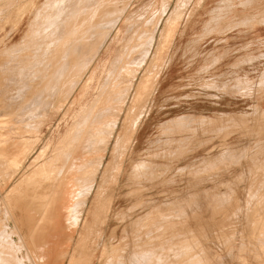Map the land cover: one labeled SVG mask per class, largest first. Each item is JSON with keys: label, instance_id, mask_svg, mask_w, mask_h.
I'll list each match as a JSON object with an SVG mask.
<instances>
[{"label": "rangeland", "instance_id": "rangeland-1", "mask_svg": "<svg viewBox=\"0 0 264 264\" xmlns=\"http://www.w3.org/2000/svg\"><path fill=\"white\" fill-rule=\"evenodd\" d=\"M24 1L0 0V264H44L45 250L53 252L56 264H62L63 258L67 264L69 257L63 254L72 253L68 235L75 236V246L101 180L107 190L102 198L107 196L109 200L101 198L107 201L100 202L105 207L99 209L112 203V212L104 231V224L98 222L99 227L95 223L103 235H96L95 225V232L84 235L90 237L83 238L82 251L98 237L97 241L112 240L123 264H264V0H120L119 9L126 7L122 16L117 17V7L109 18L116 15L118 22L114 19L107 23L103 36L99 35L98 41L94 38L98 45L101 41L104 44L99 47L93 43L94 49L82 55L80 62L69 58L64 42L59 44L55 37L50 41L41 32L46 25L44 15H38L44 13L42 9L48 2L39 0L40 8L34 14L20 18L18 11ZM45 12L51 13L47 8ZM173 17H177L176 31L152 69L154 92L129 117V124L139 123L134 137L114 155L115 141L109 142L95 192L88 197L87 209H83L77 204L85 198L84 188L90 184L91 171L96 169L100 156L84 161L91 167L80 172L86 178L79 184L70 181L61 187V181L56 186L67 146L75 138L83 141L90 134L93 107L100 97L101 105L104 100L108 102L111 92L102 95L116 70V79L121 80L117 92L129 88L130 78L119 67L123 68L133 56L131 45L144 38L142 49H150L137 81L154 60L163 25ZM60 58L68 64L84 62L87 68L80 64L84 70L79 74V68L76 77L74 63L66 75L57 72L64 79L58 85L64 86L59 89L50 79L54 82L50 83L51 88L54 86L51 91L50 84H43L50 82L54 59ZM31 67L45 71L35 70L38 75L31 73ZM133 67L136 70L137 66ZM92 72L94 77L89 80ZM39 77V83L43 78L41 85ZM132 89L125 101L123 97L117 102H124V112L115 137L120 134ZM124 91L120 92L122 96L127 93ZM118 104L115 113L121 107ZM101 105L96 109L100 110ZM69 141L73 143L68 145ZM42 150L44 154L40 155ZM15 154H20L19 170L12 163ZM51 156L55 160L46 172L38 169L40 174L33 176L32 166L43 167ZM105 167L108 172L103 180ZM58 191L62 205L70 203L67 207L73 208L74 218L83 211L81 228L70 229L62 239H57L56 230L43 216V204L53 201ZM100 212L101 219L105 214ZM34 215L37 220L31 221ZM70 216L63 215V219L69 220ZM88 217L91 221L92 216Z\"/></svg>", "mask_w": 264, "mask_h": 264}, {"label": "bare ground", "instance_id": "bare-ground-1", "mask_svg": "<svg viewBox=\"0 0 264 264\" xmlns=\"http://www.w3.org/2000/svg\"><path fill=\"white\" fill-rule=\"evenodd\" d=\"M24 1V0H23ZM39 0H31V1H28V4L23 3L24 5H22V7L20 8V10L18 11L19 12V16L20 18L24 17L26 14H34V11L35 9H38L40 8V6L37 4ZM114 0L113 4L110 2V0H46L44 3H47L48 4L46 6L43 7V12L44 13H41L40 11V14L38 15L39 18H41L40 16L43 14V22H45V25H46V31L43 29L41 30L42 33H44V35L46 37H50L49 40L51 41V37H55V41L56 42H64L63 45L64 47L66 48V54L68 55L69 54V58L71 59H75L77 58L80 62V58L82 55H85V53L87 54V52L89 51L90 48H93V45L94 44H97V42H95L99 37V35H102V31L104 29H107L106 25H108L107 23H109L110 21H114L116 22V15L115 18L113 19H109L110 17H112L113 14H115L117 12V10L119 9V7L122 5H120V0L116 1ZM122 1V0H121ZM125 1V0H124ZM124 3V2H123ZM11 5V4H10ZM41 5V3H40ZM44 4L41 5V7L43 6ZM120 5V6H119ZM39 6V7H38ZM126 6V5H125ZM9 7V6H8ZM118 7V9H117ZM46 8H47V11L48 12H51V13H47L45 12L46 11ZM126 9V7H124ZM166 8V7H165ZM125 9H122V10H118V12L116 13L117 14V17H121L122 16V12L125 10ZM66 10H70L69 14H63L64 11ZM120 12V13H119ZM37 13V12H35ZM46 14V15H45ZM162 14V12L160 13ZM113 16V17H114ZM129 16V15H128ZM37 17V18H38ZM32 18V17H31ZM171 18V17H170ZM19 19V18H18ZM18 21V20H17ZM16 21V22H17ZM28 21V20H27ZM113 21V22H114ZM158 21V20H157ZM156 21V22H157ZM177 21V17H173L172 19H170L167 23H165L163 25V28L161 30V33H160V42L158 44V48L156 50V54L154 56V60L152 61L151 65L145 70V72L139 77V79L136 81L137 79V76H138V70L139 68L141 67L142 63L147 59L148 57V53H149V48L148 50H146V48H144L146 51H144V49H142V43H144V41L140 44V42L144 39H142L138 44L135 42L134 45H131L132 48H131V51H132V54L133 56H130L131 58L129 59V61L127 60L126 63H124V66L123 68H120V72L121 70H125L126 72V76L128 78H130V83H129V88H125L127 89V91H124V89H122L124 91V94L125 92H127L125 95H121L120 92L122 90H118L119 93L117 92V87H118V83L119 81L121 82V80H118L116 79L118 77V73L119 71L117 72V70L108 78V80L110 81V87L106 90V92L102 95V97H104V95H107L108 92L110 91L111 92V95L108 96L109 100H107L108 102H106L104 100L103 102V106L99 103V101H103V99L100 97V100L96 101L93 99V101H95V106L93 107L94 110L92 111L91 115L93 116V120H94V124L90 126V129L88 128V133H90L89 135H85L84 138L85 140L83 141H80L79 139V142L76 141V138H75V142L72 140L73 142L69 141V144L70 145V142L72 145L70 146H67L68 148V151H66L65 153V158H63V160L61 161V165L59 167V173H58V177L57 179H55L58 183H56V186H58V184L62 181V185H60L61 187L64 185V184H67L68 182H72V184H79L80 181H82V179L86 176V174H81L80 172L85 170V168H88V167H91V165H87L84 163V161H86L87 159H91L93 158V156L95 155H99L100 158L99 161H98V164H96V169L95 170H92L91 172H93L90 176H91V180H90V184L84 188L86 189V195H85V198L84 200L82 201V203H78L77 205L79 206L81 204V207L84 209V207L86 208V205L88 203V197L91 196V194H93L95 191L94 189V186H95V183H96V178L98 176V173H99V168H100V165H101V162L105 159V157L107 156V153L106 151L108 150V145H109V142L112 140V141H115V143L113 144V150L111 152L112 155H114L115 153H117V151H119V148L122 146V145H125V144H128L132 138L134 137V134H135V130H136V125H132V124H129V117L131 115V113L133 112V114H135V111L138 107V105L143 101V99H145L146 97H151L154 90L153 88L155 87V79H154V74H153V71L152 69H154V66L157 64L159 58L162 56V53L164 52L167 44L170 42L171 38L173 37L176 29H173L176 25H175V22ZM42 22V21H41ZM118 22V21H117ZM116 22V23H117ZM111 23V22H110ZM173 23V25H172ZM179 22H177L178 24ZM43 24V23H41ZM39 24V25H41ZM115 24V23H114ZM158 24V23H157ZM38 25V24H37ZM110 26L112 25L109 24ZM144 25V24H143ZM153 25V23L151 24ZM179 25V24H178ZM14 26V25H13ZM33 26V25H32ZM42 26V25H41ZM44 26V24H43ZM109 26V29L110 28H113V27H110ZM150 26V25H148ZM157 26V25H156ZM31 27V26H30ZM37 27V26H36ZM40 27V26H39ZM41 28V27H40ZM150 28V27H148ZM32 29V28H30ZM38 30V29H37ZM130 30V29H129ZM34 31V30H33ZM101 31V32H100ZM111 31V30H110ZM108 34H110L109 32ZM146 31V30H145ZM40 32V31H39ZM40 32V33H41ZM148 32V31H147ZM152 32V31H151ZM159 32V31H158ZM101 33V34H99ZM134 33V32H133ZM150 33V32H149ZM154 33V31H153ZM38 34V32H37ZM41 35V34H40ZM41 35V38L45 39L46 37ZM103 36V35H102ZM107 36V34L105 35L104 34V37ZM129 36V35H128ZM151 36V34H150ZM40 37V36H39ZM108 37V36H107ZM106 37V38H107ZM133 37V36H132ZM152 37V36H151ZM33 38V37H32ZM31 38V39H32ZM96 40H95V39ZM104 38V40L106 39ZM142 38V37H141ZM146 38V37H145ZM149 38V37H148ZM29 39V38H28ZM42 39V41H44ZM103 39V38H102ZM27 40V39H26ZM95 40V41H94ZM145 40V39H144ZM30 41V40H29ZM38 41L40 42V39H38ZM98 41V40H97ZM101 41V40H100ZM46 42V41H45ZM104 41H101L100 43L101 44H104L103 43ZM138 42V41H137ZM152 42V41H151ZM94 43V44H93ZM100 43H99V47L100 46ZM150 43V42H149ZM147 43V44H149ZM62 44V43H61ZM92 44V46H91ZM151 44V43H150ZM63 45H60V46H63ZM144 45V44H143ZM48 46L50 47L51 44L48 43ZM145 46V45H144ZM143 46V47H144ZM147 46V45H146ZM47 47V48H49ZM96 47V45H95ZM150 47V46H149ZM64 48V49H65ZM129 48V46H128ZM31 49V48H30ZM94 49V48H93ZM92 49V50H93ZM96 49V48H95ZM101 49V48H100ZM47 49H45L46 51ZM57 50V49H56ZM63 51V48H61L59 50L58 48V51ZM91 50V53L93 52ZM99 50V49H98ZM63 51V52H65ZM62 52V53H63ZM96 52V51H95ZM94 52V53H95ZM124 52V51H123ZM90 53V54H91ZM65 54V53H63ZM62 54V56H63ZM97 54V53H96ZM123 54V53H121ZM130 54V53H129ZM131 54V55H132ZM32 55V54H31ZM46 56V55H45ZM91 57V55H89ZM95 56V54H94ZM68 57V56H66ZM46 58V57H45ZM64 58V57H63ZM93 59L95 57H92ZM118 58V57H116ZM115 58V60H116ZM121 58V57H120ZM129 58V57H128ZM61 59V58H60ZM60 59H54L56 60L55 63V72H52V75L53 77L49 78V80L53 79L54 82H55V85H54V82H50L46 80L47 85L44 83L43 84V78L44 76L46 75H42L41 76L43 77L42 78V83H39V80H40V77L38 78V85L40 84H43V86H48L50 83H53L54 86H57L59 87L60 89V86H64L63 84L62 85H58L59 83V80L60 79H63L60 77V75L57 74V72H63V74H67V70L70 68L69 66L72 65L73 63L75 64V62H73L72 64H68L66 59L59 61ZM71 59L69 61H71ZM84 59V58H82ZM81 59V60H82ZM53 60V59H52ZM53 60V61H54ZM48 61V60H47ZM63 61V62H62ZM93 61V60H92ZM91 60L88 62V60L86 62L88 63H91L92 62ZM46 62V60H45ZM52 62V61H51ZM66 62V63H65ZM82 62V61H81ZM43 63V62H42ZM53 63V62H52ZM53 63V64H54ZM83 64H79L80 66L84 65L83 68H85V65L86 63L82 62ZM87 63V65H88ZM94 63V62H93ZM116 63V61H115ZM47 64V62H46ZM51 64V63H50ZM68 64V65H67ZM52 65V64H51ZM59 65V66H58ZM76 65V67H75ZM73 67L75 68V71L77 69V71L74 73V76L76 77V74H78V69L80 68L78 64H75ZM91 65V64H90ZM137 66L136 67V70H133L132 67L133 66ZM12 66V65H11ZM38 66H41V65H38ZM57 66V68H56ZM49 67V66H48ZM68 67V68H67ZM71 67V68H73ZM32 68V67H31ZM30 68V69H31ZM38 68V67H37ZM37 68L35 70H37ZM44 68H47L44 67ZM50 68H52L50 66ZM87 68V67H86ZM85 68V69H86ZM134 68V67H133ZM16 69V68H14ZM33 72H36L34 70V68H32ZM40 69V68H39ZM38 69V70H39ZM49 69V68H48ZM46 69V70H48ZM37 70V72H38ZM40 70H44L45 69H40ZM51 70V69H50ZM79 70H82L81 68ZM84 70V69H83ZM82 71H79V74ZM31 71V70H30ZM49 71V70H48ZM47 71V77L50 76L48 75L49 72ZM54 71V70H53ZM36 72V73H37ZM43 71H39V73H41ZM73 72V70L71 69L70 73ZM88 72V71H86ZM94 72V71H93ZM92 72V75L91 77L89 78V80H91L93 77H94V73ZM31 73L29 75H31ZM69 73V72H68ZM38 74V73H37ZM51 74V73H50ZM65 74V75H66ZM109 74V73H108ZM107 74V75H108ZM124 74V73H123ZM34 75V74H33ZM39 75V74H38ZM82 75V74H81ZM73 76V77H74ZM78 76V75H77ZM109 76V75H108ZM32 77V76H30ZM28 78V79H31V78ZM45 77V78H47ZM44 78V79H45ZM107 78V76H106ZM75 79V78H74ZM124 79V78H123ZM33 80H36L35 77L34 79H32V82ZM52 80V81H53ZM64 80V79H63ZM107 79H105L106 81ZM30 81V80H29ZM73 81V80H71ZM76 81V80H75ZM135 81L137 82L135 85ZM158 81V80H157ZM31 82V81H30ZM63 82V81H62ZM36 83V81H35ZM106 84V82H104ZM61 84V83H60ZM82 84V83H81ZM124 84V83H123ZM122 84V85H123ZM37 85V86H38ZM76 85V84H75ZM120 85V86H122ZM36 86V85H35ZM43 86H41V88H43ZM54 86H52L53 88H51V84H50V90L52 91V89L54 90ZM108 86V85H107ZM119 86V87H120ZM128 86V85H127ZM30 87V86H29ZM126 87V86H125ZM33 88V87H32ZM39 88V87H38ZM48 88V89H49ZM69 88V87H68ZM66 88V89H68ZM133 88V89H132ZM46 89V88H44ZM58 89V90H59ZM101 89V88H100ZM103 89V88H102ZM132 89V95L130 97V100H129V104L127 106V109L125 110V115L126 116H123L125 119L123 120L122 124H121V127H120V134H118L116 137L114 135V132L115 130L117 129V127L119 126V119L120 117L122 116V113L124 112V102L122 104H118L117 102L121 99V100H124L127 98V95L128 93L131 91ZM43 90V89H42ZM56 91V89H55ZM69 91V90H68ZM58 92V91H56ZM60 92V91H59ZM70 92V91H69ZM68 93V92H67ZM122 93V92H121ZM40 94V93H39ZM59 94V93H57ZM70 94V93H69ZM61 95V94H60ZM65 95V94H64ZM63 96V95H62ZM91 96V95H90ZM99 98V97H98ZM36 99V98H35ZM97 99V98H96ZM107 99V98H106ZM120 100V101H121ZM66 101V100H65ZM101 101V103H102ZM32 102V101H31ZM43 102V101H42ZM99 103V104H98ZM119 105V109H118V112L115 113V110H117L116 106L117 104ZM145 103V102H144ZM33 104V103H31ZM43 104V103H42ZM91 104V103H89ZM102 106V108H100V110L96 109V106L98 105ZM150 104V103H149ZM35 105V104H34ZM54 105V104H53ZM141 105V104H140ZM30 106V105H29ZM59 106V105H58ZM85 106V105H84ZM83 106V107H84ZM88 106V105H86ZM85 106V107H86ZM39 107V106H38ZM46 107V106H45ZM89 107L91 106H88L87 109H89ZM37 108V107H36ZM24 109V108H23ZM43 109V108H42ZM45 109V108H44ZM85 109V108H84ZM86 110V109H85ZM84 110V111H85ZM40 111V110H39ZM42 112V111H41ZM82 112V111H81ZM35 113V112H34ZM78 113V112H77ZM84 113V112H83ZM89 113V112H88ZM40 114V113H39ZM80 115V114H79ZM87 115V114H86ZM31 116V115H30ZM38 116V114L36 115ZM42 116V115H41ZM39 117V116H38ZM77 117V116H76ZM117 117H119L117 119ZM83 118V117H82ZM86 118V117H85ZM78 119V118H77ZM80 120V119H79ZM117 120V121H116ZM110 121V122H109ZM82 123L83 121H78V123ZM116 122V123H115ZM81 123H80V126H81ZM84 125V123H82ZM69 125V124H68ZM139 125V123H138ZM137 125V126H138ZM76 126V125H74ZM78 126V125H77ZM80 126H79V129H80ZM83 128V127H82ZM74 129V128H73ZM72 129V130H73ZM84 129V128H83ZM71 130V129H70ZM71 130V131H72ZM77 131V128L75 129ZM137 130H138V127H137ZM76 131H73L75 135H73L74 137L76 136ZM80 131V130H79ZM82 132V130H81ZM123 132H125V135H121ZM78 133V131H77ZM83 133V132H82ZM80 134V133H78ZM72 136V137H73ZM123 136V137H122ZM80 137V136H79ZM78 138V137H77ZM83 138V137H82ZM67 139V138H66ZM77 142V143H76ZM128 146V145H127ZM46 147V146H45ZM66 147V146H65ZM47 148V147H46ZM45 148V150H46ZM45 150H42L40 152V155H43L44 154V151ZM126 151V150H125ZM54 152V151H53ZM96 153V154H95ZM101 153V154H100ZM16 156H14L13 158V165L15 167L16 170H19V167L17 166V161H19V157H20V154H15ZM55 155V154H53ZM19 159V160H18ZM116 159V158H115ZM55 160V157L54 156H51L49 161L43 166V167H34L32 166L33 168V176H36L37 174H40V172L38 173V169L39 170H42L41 172H46V168H48L49 166L52 165V162ZM60 161V160H59ZM2 162V161H1ZM20 162V161H19ZM137 165V164H135ZM59 166V165H58ZM57 166V167H58ZM135 167V166H134ZM27 169V168H26ZM94 169V168H93ZM138 169V168H137ZM9 170V168H8ZM12 170V169H11ZM90 170V169H89ZM88 171V170H87ZM101 171V170H100ZM13 172V171H12ZM107 168L105 167L104 170H103V177L102 179L104 180L105 178V175H107ZM135 172V171H134ZM15 173V172H14ZM88 173V172H87ZM90 174V173H89ZM57 175V173H56ZM130 175V174H129ZM88 176V175H87ZM134 176V175H133ZM108 177V176H107ZM90 178V177H89ZM109 178V177H108ZM113 179V178H112ZM101 180V179H100ZM106 180V178H105ZM11 180H9L10 182ZM102 182V180H101ZM101 182L99 183V187L98 189L96 190L94 196H93V201H90L91 202V206H89V209H88V214H87V218L85 220V222L83 223V226L81 224V215H80V212L79 214L77 215V217L74 218L73 216V208L71 209L70 207H67V205H70L69 204H66V205H62V202H61V198L59 196V191L57 193V196L55 197V199L51 202H47L45 204H43L45 207V209L43 210L44 212V215L48 221L50 222V224L52 225V228L56 230V237L58 239V237H61L64 238L69 232L70 229H73V231L76 230V228H81L82 226V230L80 231V236L78 237V240L76 241L75 243V246H73L74 244V241L72 238L75 237L73 234H71V236L68 235V243L70 245V247L72 248V253L67 256V254H63L64 257H69V261H67L68 263L67 264H90V262H96L97 264H123V257L122 255H120V253H115V249H114V246L112 244V240L108 239V240H102V241H97L98 240V237H96L97 235V232H99V229H96V225L95 223L97 224L98 222H100V225L104 224L103 229H101L102 231H104L106 228L105 224L108 223L109 221V217L111 215V212H112V203L110 205H108L106 209H103V210H100L99 208L102 207L104 204H102V206H100V202H104L109 200V198H106V197H103V198H106L104 200H101L102 196L103 195V192L105 193V188L103 187L104 186V183L102 182V185H101ZM105 184L107 185L106 181H104ZM115 182V181H114ZM89 183V182H88ZM14 184V183H13ZM47 184V183H46ZM87 184V183H86ZM33 185V184H32ZM53 185H54V182H53ZM52 186V185H51ZM55 186V187H56ZM85 186V185H83ZM98 186V185H97ZM96 186V187H97ZM47 187V186H46ZM54 188V186H53ZM43 189V187H42ZM47 189V188H46ZM45 189V190H46ZM109 189V188H108ZM40 190V189H39ZM105 190V191H104ZM44 191V189H43ZM52 191V190H50ZM54 191V190H53ZM40 192V191H39ZM42 192V191H41ZM73 192V191H72ZM32 193V192H31ZM35 193V192H34ZM52 193V192H51ZM35 194H38V192H36ZM75 194V193H74ZM77 194V193H76ZM83 194V192H82ZM109 194V193H108ZM42 195V194H41ZM106 195V194H105ZM110 195V194H109ZM64 196V195H63ZM74 196V195H73ZM40 197V196H39ZM41 198V197H40ZM64 198V197H63ZM102 198V199H103ZM82 199V198H81ZM75 202V201H74ZM74 204V203H73ZM37 205V204H36ZM76 205V204H75ZM42 206V205H41ZM72 206V204H71ZM105 207V205L103 206V208ZM76 208V207H75ZM42 209V208H41ZM82 209V210H83ZM87 209V208H86ZM21 210V209H20ZM37 209H35L36 211ZM104 211L103 213V217L100 219L99 218V214L98 212L101 214L100 211ZM42 212V213H43ZM83 212V211H82ZM81 212V213H82ZM86 212V211H85ZM37 213H40V210L37 211ZM41 213V214H42ZM87 213V212H86ZM66 214H71L70 216V219L69 220H66V219H63V215H66ZM92 216L91 217V221L89 220L88 221V216ZM85 216V215H84ZM12 217V216H10ZM35 217V218H34ZM39 218V217H38ZM94 218V219H93ZM93 219V220H92ZM37 220V217L36 215L32 216L31 218V221H35ZM39 220V219H38ZM41 220V219H40ZM46 221V220H45ZM40 222V221H39ZM37 223V221H36ZM4 225V224H3ZM35 225V224H34ZM93 225H95V229H96V235L95 237L97 238V240H95V242H91L89 244H87V246H85V250H81V245H82V242H83V238L87 237L84 235H86V233H88L89 231H92V228H93ZM98 225V224H97ZM101 225V226H102ZM25 226V224H24ZM38 226V225H37ZM48 226H49V223H48ZM99 226V225H98ZM97 226V228H98ZM105 226V227H104ZM45 227V226H44ZM51 227V226H50ZM49 227V229H50ZM100 227V226H99ZM94 229V230H95ZM34 230V229H33ZM93 230V231H94ZM92 231V232H93ZM31 232V230H30ZM36 232V230H35ZM34 232V233H35ZM95 232V231H94ZM108 232V231H107ZM33 233V234H34ZM105 233V232H104ZM4 234V233H3ZM92 234V233H91ZM99 234H101L99 232ZM98 234V235H99ZM103 235V234H101ZM4 236V235H2ZM30 236V234H29ZM89 236V234H88ZM92 236V235H91ZM94 236V235H93ZM106 236V235H105ZM22 237V240L24 239L23 236ZM90 237V236H89ZM87 237V239L89 238ZM100 237V236H99ZM1 238V237H0ZM105 238V237H104ZM26 239H29L28 237ZM76 239V238H75ZM86 239V238H85ZM84 239V240H85ZM86 239V240H87ZM94 239V238H92ZM101 240V238H99ZM8 240V239H7ZM89 240V239H88ZM4 241V239H3ZM87 241H85L84 243H86ZM90 242V241H89ZM0 243H1V240H0ZM83 243V244H84ZM83 246V245H82ZM84 247V246H83ZM50 249V248H49ZM51 249H53L51 247ZM54 251V250H53ZM27 253V252H26ZM45 257L43 258V256H41L43 259L42 261L44 262V264H56L55 261H54V256L53 255V252L50 251L48 253V250L46 251L45 250ZM99 254H100V257H99ZM62 255V252H61V257L63 256ZM57 259V258H56ZM62 264H64V258L62 259ZM42 264V263H41Z\"/></svg>", "mask_w": 264, "mask_h": 264}]
</instances>
